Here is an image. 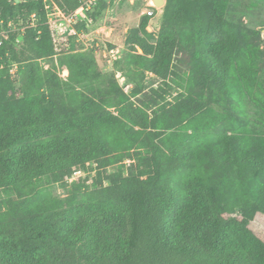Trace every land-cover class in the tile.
Instances as JSON below:
<instances>
[{
  "label": "trees",
  "instance_id": "obj_1",
  "mask_svg": "<svg viewBox=\"0 0 264 264\" xmlns=\"http://www.w3.org/2000/svg\"><path fill=\"white\" fill-rule=\"evenodd\" d=\"M161 10L156 34L145 14L112 63L132 79L129 95L93 50L72 49L76 35L55 52L42 0H0V32L24 26L0 45V264H264L251 226L264 215L258 32L231 0H165ZM145 72L174 73V101L145 89ZM87 162L91 187L65 199L47 190Z\"/></svg>",
  "mask_w": 264,
  "mask_h": 264
},
{
  "label": "rangeland",
  "instance_id": "obj_2",
  "mask_svg": "<svg viewBox=\"0 0 264 264\" xmlns=\"http://www.w3.org/2000/svg\"><path fill=\"white\" fill-rule=\"evenodd\" d=\"M106 6L105 9L99 11L98 13L92 15L91 20L88 21L83 19L79 21L80 23L77 27V30L83 31L82 36L76 39H71L72 49H91L95 55V58L99 64L101 71L108 75L109 77H114L124 92L129 93L133 87L132 79L127 77L125 74V69L123 63L112 65V60L107 61L108 59L104 57L103 52L106 48L117 47L118 52L115 56L122 55L123 52L128 51L126 46V41L128 40L127 36L130 33V30L137 28L142 21L146 19L145 11L147 8L148 0H105ZM152 4L153 1H152ZM157 7H150L154 14L150 17L152 22L150 23L147 19L146 29L153 34H156L159 28V23L161 20V5H156ZM231 11L235 15V19L240 20L243 25L248 28L254 29L258 32V41L260 47L264 48V0H231ZM9 31L13 30H23L17 25L10 26ZM5 32L6 34H8ZM133 45V44H132ZM138 52H142V49L134 44ZM18 47V46H17ZM55 52L61 53L63 51L69 50L68 41L64 38L56 37L55 43ZM134 48V46H133ZM113 59V58H111ZM264 59V57H263ZM175 61V60H174ZM262 75L264 76V65L262 64ZM15 69L12 67V73H15ZM176 73L178 69L174 68ZM62 77L67 75L66 70H62ZM174 73H171L168 77H165L163 80L159 75H156L152 72H145L142 80L143 86L148 87H158L165 89V99L167 101H174L175 96L180 91V88L172 81ZM125 76L126 78H124ZM173 76V77H172ZM14 79L15 85L18 84V79L16 76L12 77ZM165 81H168L170 87L166 88L164 84ZM144 98V93L130 96V100L135 102V104H140V101ZM151 112V110H149ZM151 114V113H150ZM129 159H126L125 162H129ZM96 164L91 166L88 163L84 167L79 168L81 171L79 174L75 175L72 180H66L62 183H52L47 184L46 188L51 194L56 197L64 198L67 195L74 194L75 192H82L87 187H91V182L94 178L95 170L94 167ZM86 167V168H85ZM83 169V170H82ZM3 191L0 190V201L4 198ZM66 207L64 202L63 208ZM252 228L255 230L262 238H264V215L258 213L255 215L252 222Z\"/></svg>",
  "mask_w": 264,
  "mask_h": 264
},
{
  "label": "built area",
  "instance_id": "obj_3",
  "mask_svg": "<svg viewBox=\"0 0 264 264\" xmlns=\"http://www.w3.org/2000/svg\"><path fill=\"white\" fill-rule=\"evenodd\" d=\"M21 1V0H18ZM51 0H42L44 4V9L46 11L47 16V24L49 31L51 33V37L53 39V42L55 43L56 37H60L61 39L64 38L68 41L69 35L74 34L76 35V40H79L81 34H83V31L77 30L75 27L76 24H78L79 21H82L83 19H86L88 21L91 20V18L88 16L89 12L93 11L94 7L97 4V0H76L78 2V6L73 10H65L60 8L57 4L53 3L52 6L50 5ZM152 7L153 4L151 3ZM145 14L152 16L154 14L153 10L147 9L145 11ZM31 21L30 23H34V14H31L30 17ZM10 26H14L16 24H13L12 22L8 23ZM19 27V26H18ZM20 28H24L20 27ZM7 34L4 32H0V45L2 44L3 40L7 38ZM118 52L117 47H109L104 50L103 55L108 60L115 61L119 56H115V54ZM113 58V59H111ZM16 66L14 65L13 68ZM12 71V68H11ZM88 163V162H87ZM81 170L77 169L75 170L72 175L69 177V180L71 181L72 178L79 174Z\"/></svg>",
  "mask_w": 264,
  "mask_h": 264
},
{
  "label": "water",
  "instance_id": "obj_4",
  "mask_svg": "<svg viewBox=\"0 0 264 264\" xmlns=\"http://www.w3.org/2000/svg\"><path fill=\"white\" fill-rule=\"evenodd\" d=\"M153 1V6L157 7L156 5H161L160 7H162L165 4V0H151V3Z\"/></svg>",
  "mask_w": 264,
  "mask_h": 264
},
{
  "label": "crops",
  "instance_id": "obj_5",
  "mask_svg": "<svg viewBox=\"0 0 264 264\" xmlns=\"http://www.w3.org/2000/svg\"><path fill=\"white\" fill-rule=\"evenodd\" d=\"M147 7H149V8H147V9H150V10H152L150 7H152V5H151V0H148V2H147ZM146 9V10H147ZM149 22L151 23L152 22V19L150 18V20H149Z\"/></svg>",
  "mask_w": 264,
  "mask_h": 264
}]
</instances>
